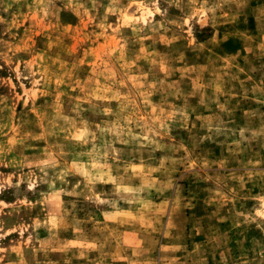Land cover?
<instances>
[{
	"label": "clouds",
	"instance_id": "1",
	"mask_svg": "<svg viewBox=\"0 0 264 264\" xmlns=\"http://www.w3.org/2000/svg\"><path fill=\"white\" fill-rule=\"evenodd\" d=\"M230 37L243 56L213 51ZM262 58L264 0H0V217L43 212L0 219V264H264ZM185 177L207 185L194 235Z\"/></svg>",
	"mask_w": 264,
	"mask_h": 264
},
{
	"label": "rangeland",
	"instance_id": "2",
	"mask_svg": "<svg viewBox=\"0 0 264 264\" xmlns=\"http://www.w3.org/2000/svg\"><path fill=\"white\" fill-rule=\"evenodd\" d=\"M75 27V25H73ZM86 30V29H85ZM21 34H23V29H20ZM223 28L221 29V37L223 36ZM37 40H40L41 37L39 36V34L36 37ZM45 41H47V38H43ZM211 39V35L208 34V30H205L204 34H200L199 32L197 33V40L199 42H206L208 40ZM67 45L69 48L73 47L74 45H77V54L80 55L81 57L84 55V51H88L89 53H91L93 51V49H95V52L97 55H99L101 52H103L104 50L111 48L112 47V43L111 41H107L104 38H100L99 42L97 43H90L88 41H84L82 39L78 40L75 36L69 37L66 41ZM87 45L86 49L84 48V46ZM39 47H41V49H43L44 46L46 45H38ZM163 45H158V48H163ZM213 51L217 52V54L219 55H224V54H229V55H234L237 51L241 52V56L244 55L243 53V45L242 42L237 39V38H233L230 37L227 41H222V43L219 45L218 48L213 49ZM191 60H195L197 63H206V59H197V57L191 53L188 52L186 54ZM94 57H89V59H93ZM264 59V58H262ZM240 64L241 66H243L244 61L243 59L240 60ZM89 71H91V69H89ZM7 72H0V76H6ZM179 75V74H177ZM243 78V77H241ZM27 84V82H25ZM30 87V85H28ZM17 91H19V89H17ZM8 92V87L7 85L4 84H0V94H7ZM39 103V102H38ZM236 101H233V104H235ZM250 103V102H249ZM244 107H247V104L244 105ZM23 109V103L21 102V104L19 105V107L17 108V112H20ZM6 115H8L6 113ZM240 115V114H238ZM241 124L243 123L242 120L239 121ZM209 151V156L208 158L211 160H215L220 158L221 156V152L222 149L218 146V145H209L208 149ZM261 154L264 155V150H261ZM224 155H227V152L224 151ZM229 167H238L237 162L232 161L229 164ZM177 176H179V173L176 174ZM180 185H181V195L183 197H187L188 199H190L192 201L193 207L192 208H184V218L182 222L185 225V231L188 233H191L192 235H194V233L192 232L193 226H194V222L195 219L200 218V219H204L205 218V208L206 205L204 204L205 199L208 196V193L205 191L207 185L203 182V181H195L194 178L192 177H185L180 179ZM248 188L251 189L253 191V193H255L256 191L259 190L258 187H254L253 185H248ZM24 186H21V191H23ZM12 189H9L7 191H5L2 195H0V199L5 200L6 202L12 203L15 201L16 196L13 194ZM30 199H36L37 197H33V195L31 193L28 194ZM215 206H213L212 209H209V211L214 210ZM6 212L8 211L7 209L5 210ZM40 214L41 216H43V212H41V209L39 206H37L36 209H33L32 212H27L26 210H21L20 213L18 214H13L12 216H4V217H0V219H3L5 221V227H11L20 223H28L30 224L32 222V217H34L35 215ZM81 216L84 215L83 212H81L80 214ZM97 218L99 219H103V217H100L99 214H97ZM220 228L222 230H226L228 228H230V223L228 224H223V225H219ZM27 235V233L25 234ZM41 235L42 236H46V233H44L41 230ZM197 240H202L203 237H196ZM19 240V236L16 233H13L11 236L7 237L4 241L3 244L5 246H9L10 243L12 241H18ZM218 259V257H217Z\"/></svg>",
	"mask_w": 264,
	"mask_h": 264
}]
</instances>
